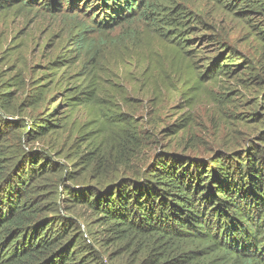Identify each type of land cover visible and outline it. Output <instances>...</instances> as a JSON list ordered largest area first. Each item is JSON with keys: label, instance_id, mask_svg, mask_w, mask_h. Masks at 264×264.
Here are the masks:
<instances>
[{"label": "trees", "instance_id": "trees-1", "mask_svg": "<svg viewBox=\"0 0 264 264\" xmlns=\"http://www.w3.org/2000/svg\"><path fill=\"white\" fill-rule=\"evenodd\" d=\"M33 1L0 0V10ZM103 1L116 20L138 9L147 20L154 16L153 24L167 27L161 36L172 34L171 41L189 47L190 38L183 36L197 18L185 6ZM216 1L236 14L264 20V0ZM256 35L263 40L264 28ZM85 41L82 35L79 50ZM239 58L231 51L205 75L229 74L240 65ZM55 70L47 75L56 76ZM45 85L30 103L34 108L47 99ZM77 87L64 98L69 107L96 97L88 85ZM9 95L0 93V264H264V95L260 127L243 152L222 151L208 158L161 152L132 175L127 167L138 143L128 125L118 121L123 145L114 160L99 157L96 147L79 150L75 170L68 172L48 151L27 147L58 133L56 106L31 122L8 118L15 107ZM65 173L71 179L72 173L89 175L96 183L61 190ZM61 200L72 213L84 215L86 229L79 216L60 213Z\"/></svg>", "mask_w": 264, "mask_h": 264}, {"label": "rangeland", "instance_id": "rangeland-1", "mask_svg": "<svg viewBox=\"0 0 264 264\" xmlns=\"http://www.w3.org/2000/svg\"><path fill=\"white\" fill-rule=\"evenodd\" d=\"M160 1L195 12V27L183 36L190 38L186 49L185 42L171 41L172 34L160 35L167 27L153 24L154 16L147 20L138 9L116 20L103 0H58L56 6L36 0L0 10V93L10 92L15 106L8 118L31 122L56 106L61 119L58 133L29 142L28 148L48 151L68 172L75 170L79 150L96 147L99 157L114 160L123 145L119 121L137 136L129 175L161 152L208 158L244 151L263 111L264 39L256 32L264 20L236 14L216 0ZM82 35L86 41L79 50ZM231 51L240 56L239 66L214 78L205 75ZM52 68L58 69L56 76L47 75ZM42 84L47 99L34 108L30 103ZM83 85L96 97L81 103L76 97L74 107L64 104L75 86ZM72 175L75 179L64 174L61 190L96 183L89 175ZM61 206V214L79 216L85 226L84 215L72 213L63 200Z\"/></svg>", "mask_w": 264, "mask_h": 264}]
</instances>
